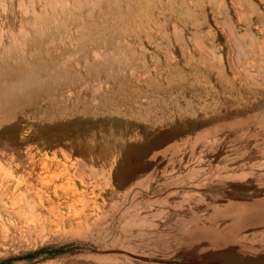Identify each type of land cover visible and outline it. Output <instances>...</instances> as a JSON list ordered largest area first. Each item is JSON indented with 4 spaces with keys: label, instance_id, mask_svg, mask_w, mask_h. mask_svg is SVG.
<instances>
[{
    "label": "rangeland",
    "instance_id": "rangeland-1",
    "mask_svg": "<svg viewBox=\"0 0 264 264\" xmlns=\"http://www.w3.org/2000/svg\"><path fill=\"white\" fill-rule=\"evenodd\" d=\"M246 1L241 19L239 0H0V87L23 92L0 116V264H264V0ZM229 26L255 41L245 56ZM153 142L179 151L164 158H175L169 176L132 190L138 206L167 211L166 195L189 188L179 205L223 212L215 224L233 233L179 252L189 221L164 212L158 232L185 228L178 247L133 252L103 203L122 162ZM93 157L111 172L90 168ZM217 184L223 201L206 205L202 189Z\"/></svg>",
    "mask_w": 264,
    "mask_h": 264
},
{
    "label": "bare ground",
    "instance_id": "bare-ground-1",
    "mask_svg": "<svg viewBox=\"0 0 264 264\" xmlns=\"http://www.w3.org/2000/svg\"><path fill=\"white\" fill-rule=\"evenodd\" d=\"M7 2V1H6ZM4 2V3H6ZM40 2V1H39ZM52 2V1H51ZM62 2V1H61ZM60 3V2H58ZM57 2L54 3L56 4L55 8L58 7ZM19 4V3H18ZM22 4V3H20ZM24 4V3H23ZM33 4V3H32ZM30 4V5H32ZM45 4V3H44ZM239 4L242 7L241 11L238 10V14H239V18L241 19H246V14H245V10L243 8V6H246V4L248 6H251L248 4V2L246 0H239ZM49 5V4H48ZM60 5V4H59ZM18 6V5H17ZM22 5H20L21 7ZM43 6V5H42ZM53 6V4H52ZM230 6V5H229ZM254 6V5H253ZM3 7V6H2ZM28 7H30L28 5ZM27 7V8H28ZM51 7V6H50ZM5 8V7H3ZM8 8V7H7ZM19 8V7H18ZM75 9H77V7H74ZM240 8V7H239ZM252 8L249 7V9ZM29 9V8H28ZM27 9V10H28ZM6 10V8H5ZM3 10V11H5ZM235 10V9H234ZM13 10L11 9V12ZM34 11V10H33ZM256 11V10H255ZM2 13V12H1ZM29 13V10H28ZM25 13V14H28ZM248 13V12H247ZM8 14V13H6ZM13 14V12L11 13ZM31 14H33V12H31ZM36 14V13H35ZM38 15V14H36ZM3 16V15H1ZM27 16V15H25ZM35 16V15H34ZM249 16V15H248ZM244 17V18H243ZM12 18V17H10ZM36 18H38V16H36ZM238 19L241 23H245L244 21L246 20H241ZM227 20V19H225ZM5 21V20H4ZM259 24L263 23L264 20H259L258 21ZM1 23V22H0ZM11 23V22H10ZM47 23V22H46ZM4 24V23H3ZM237 25V24H236ZM3 26H8V28L10 27L9 24L8 25H3ZM18 26V25H17ZM20 27L22 25H19ZM2 27V26H1ZM19 27V28H20ZM24 27V26H23ZM242 27V26H241ZM23 28H20V31L18 30L17 34L20 32H22ZM25 29V27H24ZM23 29V30H24ZM10 30V29H9ZM239 30V29H238ZM241 30V28H240ZM0 31L2 32V30L0 29ZM227 32L230 36V44L234 46V48L237 46H242L239 49V54L241 56H245L246 53L248 54V52H245L242 50V48H245V45H252L255 43V41L253 40V38L251 39V35H249V33H243V35H238L235 28L233 26H229L227 27ZM9 33V32H8ZM240 33V32H239ZM7 34V33H6ZM23 34V33H22ZM1 35V34H0ZM19 35V34H18ZM34 35V33L32 34ZM256 35V34H255ZM228 38V37H227ZM7 40H10L9 38H6ZM5 46V45H3ZM0 45V47L3 50H6L7 48L3 47ZM8 51V50H7ZM5 53L7 54V52L5 51ZM9 55V53H8ZM251 55V54H249ZM6 56V55H5ZM60 64V62H59ZM226 74V73H225ZM183 75V74H182ZM194 75V74H193ZM230 76V75H229ZM181 77V76H180ZM196 78V77H195ZM224 78V77H223ZM227 78V77H226ZM249 80V79H248ZM236 84V83H235ZM245 84V83H243ZM227 85V84H226ZM26 88L29 87L28 85H25ZM225 86V85H224ZM229 86V85H228ZM231 86V85H230ZM20 88V87H19ZM19 88L17 90H13L14 93H12L13 91H9L10 87L8 86L7 88L4 87V91L3 88L0 87V99L4 102V106H1L0 108V116H3V112L5 110H7V108H9L8 104V100H11L13 97H15V95L18 98H21V95L23 92L19 91ZM33 88V87H32ZM53 85L50 86H46V95L51 94L50 90H53ZM227 88V87H226ZM32 90H35L34 88ZM31 90V91H32ZM229 90V89H228ZM17 91V93H16ZM54 91V90H53ZM70 91V90H69ZM231 91V88H230ZM52 92V91H51ZM74 92V91H73ZM33 94V93H32ZM244 99V98H243ZM19 100V99H18ZM19 102V101H18ZM19 104V103H18ZM21 104V103H20ZM23 106H25V102L22 103ZM10 105V104H9ZM15 105V104H14ZM13 105V106H14ZM22 106V107H23ZM20 107V108H22ZM218 119V120H217ZM217 119L215 120L214 123H217L220 119L217 117ZM154 118H151L150 121H153ZM194 122V121H193ZM195 124V123H194ZM133 133V131H132ZM255 133V132H254ZM258 133V132H257ZM200 135V134H198ZM197 135V136H198ZM166 136L171 137V135L169 133H167ZM196 136V137H197ZM165 137V135L163 136ZM194 137V136H193ZM146 144V153H144L142 155V160L137 159L135 162H122V166H119L118 168V176H115L113 179V183L112 185L109 187L112 192L110 191V196L105 200V203H103V205L107 206L108 209H111V217L116 218L117 220L123 222V224H119L118 228L121 229V231H123L124 235L126 236V240L128 242H130L132 244L133 247V252H137L138 254H146L147 255H151L152 252H154V250L156 248H154V246H156V244L162 240V239H171L173 240V242H169L167 243L169 248H177L178 247V242H176V238L178 237V235L185 229L184 226L181 227V230L176 232H173L174 229L179 230L180 226L177 227H171L173 230L171 233L169 232H158L160 228V224L156 222L155 217H159V215H162L164 212L167 213H172V214H182L183 216H185L184 218L187 219V221H189V226L187 227V229L185 230V234L183 236V243L180 245V251H183L189 247H191L192 245V240L194 238H202V237H208V238H216V235L221 233V234H226V232H231L233 233L234 229L233 226H225L224 224L221 223H216L215 222H219L220 221V217L221 214L223 212L221 211H216L214 212L212 215L210 213H208V210L205 208L202 212L201 208H192V210L186 208V206H180L178 201H187L189 200V197H185V194L182 195L181 192H186L189 188L184 189L181 188L179 190H176L170 194H167L166 196H168L170 202L168 204H172V206L170 205L169 209H167V211H162V210H147V208H142L140 206H138V204L135 202V198L138 197L139 192L142 189H145V187H147L146 183L148 181H150V177L153 178V176H164L167 175L169 176L170 174V168L173 164V161L175 160V158L173 160H171V163H168L166 165L165 159L169 160L171 157H173L172 155H170V149H173V152L177 153L179 151V147L178 146H171L168 144V146L162 148L159 151H153L152 150V146L156 145V143H145ZM191 144V143H190ZM149 146V148H148ZM151 146V148H150ZM206 149V148H205ZM205 154V153H204ZM165 158V159H164ZM200 159V158H199ZM166 160V161H167ZM203 161V160H202ZM165 162L163 165H166L164 168L159 167L161 166V163ZM195 162V161H194ZM113 163L110 162H105L103 161L101 158H90L88 159V165L90 166V168L94 169V170H99V171H103L104 169H108L111 172V169L113 168V165H111ZM159 164V166H158ZM251 164V163H250ZM192 166V165H191ZM242 166H249V163H245V165ZM242 166H238L235 168H242ZM211 167V166H210ZM225 168V167H223ZM234 168V167H233ZM230 169V168H228ZM249 169V168H248ZM225 170V169H224ZM240 169H236V171H234L235 173L238 171L239 172ZM245 170V169H244ZM250 170V169H249ZM191 171V170H190ZM196 173H202L205 171V168H199L198 170H195ZM219 171V170H218ZM223 171V170H222ZM247 171V169H246ZM246 171L242 172L243 174L245 173L246 177ZM216 172V171H215ZM221 171L218 172V174ZM229 172V171H228ZM233 172V174H234ZM190 173V172H189ZM232 173V172H231ZM228 174V179L230 178ZM240 173V172H239ZM238 174H234L236 177H231L229 181L231 180H236L237 181V177L240 178V176H242V174L239 176ZM205 174V173H204ZM250 174V173H249ZM257 175V173H255ZM232 175V174H231ZM248 175V174H247ZM216 176V175H215ZM219 176V175H218ZM264 176V175H263ZM169 178V177H168ZM249 180L245 181V182H251V177H248ZM227 179V180H228ZM241 179V178H240ZM245 179V178H243ZM226 180V181H227ZM239 180V179H238ZM226 183V182H225ZM242 183V182H241ZM221 185V184H217V185H213L207 188H204L202 190H205V196H204V200H206L205 204L207 205L209 202H217V200H215V198L220 199V202L223 201L224 197L220 198V195H216L217 194V188L216 186ZM134 188H138L139 192L133 193L132 190ZM201 189V188H200ZM136 191V190H135ZM190 191H192V189H190ZM177 192V193H176ZM191 193V192H190ZM189 193V194H190ZM133 194V196L131 195ZM188 194V195H189ZM192 194V193H191ZM128 199H125L124 198ZM203 197V196H200ZM196 198L194 197V205L196 206H203V199L202 198ZM247 198V197H246ZM245 198V200H246ZM115 199V200H114ZM122 199V200H121ZM241 199V198H240ZM208 200V201H207ZM242 200V199H241ZM146 201H148L146 199ZM152 201L156 202V203H160V201L162 202L161 204L164 203L165 201V196L164 197H160L159 199H152ZM182 201V202H183ZM167 203V202H166ZM175 203V206H173V204ZM164 205V204H163ZM55 207V206H54ZM121 208H123V211L119 210ZM161 207V206H160ZM164 207V206H163ZM51 208V207H49ZM56 209V207H55ZM194 209V211H193ZM52 210V209H51ZM195 211H199L198 215H196ZM56 212V211H55ZM59 212V211H58ZM53 213V212H52ZM57 214V213H56ZM50 215V214H49ZM59 216V215H58ZM75 217V216H74ZM68 218V217H67ZM66 218V219H67ZM72 219V218H71ZM70 219V221H71ZM100 219V218H99ZM94 220V219H93ZM60 221V220H59ZM69 221V220H68ZM69 221V222H70ZM112 221V220H111ZM231 221V219H230ZM75 222V221H74ZM73 222V223H74ZM105 222V221H104ZM194 222V223H193ZM54 223V222H53ZM72 223V224H73ZM99 223V222H98ZM57 224V223H56ZM70 224V223H68ZM53 225V224H52ZM62 225V224H61ZM116 225L117 224H113ZM166 225V222L163 224V228ZM72 227V226H71ZM93 227V226H92ZM168 227V225H167ZM166 228V227H165ZM92 229V228H91ZM103 231V230H102ZM167 231V230H164ZM87 232V231H86ZM91 232V230H90ZM102 233V232H101ZM150 236L151 238V242L150 244H143L140 248L138 240L140 237H144V236ZM101 236V235H100ZM5 239V238H4ZM111 241V240H110ZM209 241V240H208ZM105 245V244H104ZM147 245H151V248H147ZM179 249V248H178ZM121 251V250H120ZM156 253V252H155ZM107 255V254H106ZM120 255V254H119ZM131 255V254H130ZM136 256V255H135ZM138 257V256H137ZM116 259V258H115ZM100 260V259H99ZM103 261V260H102ZM101 261V262H102ZM95 262V261H94ZM163 262V261H161ZM104 263V262H103ZM127 263V262H126Z\"/></svg>",
    "mask_w": 264,
    "mask_h": 264
}]
</instances>
